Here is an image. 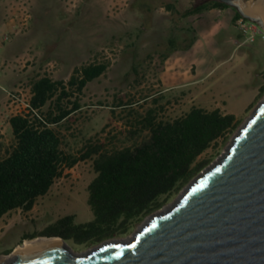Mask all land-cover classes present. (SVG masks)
I'll list each match as a JSON object with an SVG mask.
<instances>
[{"label":"rangeland","instance_id":"rangeland-1","mask_svg":"<svg viewBox=\"0 0 264 264\" xmlns=\"http://www.w3.org/2000/svg\"><path fill=\"white\" fill-rule=\"evenodd\" d=\"M161 1L40 0L37 7L27 0V12L33 17L22 32H10L5 45L15 51L3 62L14 66L20 65L14 63L19 58L26 61L21 63L22 74L12 83L6 84L0 76V98L5 96L4 88H14L19 82L30 84L40 74L66 81L76 66L106 62L105 72L89 81L80 95L81 107L57 126L63 147L75 155L89 144L104 143V149L113 150L145 141L149 131L140 122L150 113L156 120H169L192 106L219 108L234 113L239 127L264 97L260 89L264 87V29L245 17L232 20L231 7L210 8L176 20L173 26ZM201 1L176 0L175 4L183 10ZM246 2L251 6L259 0ZM143 3L149 7L148 13H144ZM47 9L52 12H41ZM53 12L58 14L56 18ZM184 26L197 36L195 46L202 49V56L178 50L164 58L167 37L172 31L182 33L180 27ZM5 33L7 28L0 25V34ZM33 38L40 44L32 43ZM40 46L45 49L39 50ZM195 69L208 75L205 82H191ZM175 73L181 74V82L173 81ZM0 137L7 138L8 143L0 141L7 146L12 139L9 128L0 132ZM230 137L219 138L198 159L215 160ZM94 176L92 158L80 159L62 169L32 209H14L1 217L0 256L12 254L27 240H23L25 235L42 230L63 215L74 214L75 223L91 220L87 186ZM178 194H172L161 208ZM143 220L129 233L116 237H129ZM66 242L80 252L95 245L78 244L72 238Z\"/></svg>","mask_w":264,"mask_h":264},{"label":"trees","instance_id":"trees-1","mask_svg":"<svg viewBox=\"0 0 264 264\" xmlns=\"http://www.w3.org/2000/svg\"><path fill=\"white\" fill-rule=\"evenodd\" d=\"M176 0L161 1L173 26L176 20L200 14L210 8L230 7L220 0H202L183 10ZM144 13L149 7L145 3ZM244 18L235 12L232 20ZM247 19V18H244ZM182 33L171 34L162 55L187 50L197 36L189 26ZM106 62L76 66L68 80L53 79L48 74L33 78L31 105L35 110L10 117L12 139L0 143V218L14 209H32L38 197L45 195L64 167L80 159L92 158L95 176L87 186V201L93 218L75 223L74 214H66L42 230L25 235L23 240L39 235L72 238L78 244H96L107 238L127 234L134 224L161 208L212 159L198 157L219 138L227 140L238 128L234 113L219 108L192 106L186 113L169 120H156L151 113L140 123L149 137L133 146L104 149V143L89 144L80 155L63 147L57 126L81 107L79 97L89 81L102 75ZM263 91L264 87H260ZM46 106V109L44 107Z\"/></svg>","mask_w":264,"mask_h":264},{"label":"water","instance_id":"water-1","mask_svg":"<svg viewBox=\"0 0 264 264\" xmlns=\"http://www.w3.org/2000/svg\"><path fill=\"white\" fill-rule=\"evenodd\" d=\"M221 1L264 29L260 12L245 0ZM46 237L61 240L17 251L0 264H264V97L220 155L129 237L81 252L61 236Z\"/></svg>","mask_w":264,"mask_h":264},{"label":"crops","instance_id":"crops-1","mask_svg":"<svg viewBox=\"0 0 264 264\" xmlns=\"http://www.w3.org/2000/svg\"><path fill=\"white\" fill-rule=\"evenodd\" d=\"M15 2H17V0H0V25H4L7 28L8 33H10V32L12 33L15 24L20 23V21L22 19L21 13L16 9H12V5ZM39 2H40V0H30V3H34V5L37 7H39V4H40ZM41 12L46 14V13H50L52 11H49L47 9V10L41 11ZM53 13H54L55 18H56V16L58 14L56 12H53ZM32 15L33 14L29 15L30 20H31V17H33ZM3 36L4 35L0 34V51H2V54L0 56V76L6 84H10L14 81V78L16 76L22 74L19 72L24 67V65L20 64V65H14V66H6L3 64V60H4L5 56L7 54H9L10 52L15 51V49L13 47H7L5 45L7 40H4ZM196 42L197 41H195L191 45V47L185 51H194V53L191 54L194 57L202 56L200 54V51H202V49H199V47L196 48V46H195ZM19 43L21 45V40L19 41ZM32 43H35L37 45L40 44V42L35 38L32 39ZM44 49H45V47L44 48L42 46L39 47V50H44ZM192 62L196 63L195 60ZM29 69H30V67L27 68V71ZM195 71L196 72L194 74H191V76H190L191 82H205L208 75L201 74L200 70L198 71L195 69ZM173 79H174L173 81H175V82H181L182 81L181 74L175 73L173 75ZM4 99H5V96L1 97L0 103H2L4 101ZM9 119H10V116H9L8 111L5 110L3 107H1V104H0V132L9 128L10 132L12 133ZM0 141H3V142L5 141L4 143H8L7 138H4V137H0Z\"/></svg>","mask_w":264,"mask_h":264},{"label":"built area","instance_id":"built-area-1","mask_svg":"<svg viewBox=\"0 0 264 264\" xmlns=\"http://www.w3.org/2000/svg\"><path fill=\"white\" fill-rule=\"evenodd\" d=\"M27 0H17L12 5V9H16L21 13L22 19L20 23L15 24L12 33L22 32L28 25L29 14L27 12ZM4 40H9L11 38L10 33H5L3 36ZM15 64H21L26 61V59H17ZM4 65L5 62H3ZM5 99L1 103V107L8 111L9 116L16 114H25L30 110H35L31 105V84H25L24 82H19L14 88H4Z\"/></svg>","mask_w":264,"mask_h":264},{"label":"bare ground","instance_id":"bare-ground-1","mask_svg":"<svg viewBox=\"0 0 264 264\" xmlns=\"http://www.w3.org/2000/svg\"><path fill=\"white\" fill-rule=\"evenodd\" d=\"M249 10L251 12H260L261 17L264 21V7H262L260 3L252 4L251 6H249ZM60 240H61V238H59V237H46V236H38V237H35L32 239H27L22 244L17 246L13 250L12 254L0 256V260L1 261H8L11 258H13V256L15 255V252H17V251L31 250V249L36 248L38 246H41V245H44L47 243L57 242Z\"/></svg>","mask_w":264,"mask_h":264},{"label":"flooded vegetation","instance_id":"flooded-vegetation-1","mask_svg":"<svg viewBox=\"0 0 264 264\" xmlns=\"http://www.w3.org/2000/svg\"><path fill=\"white\" fill-rule=\"evenodd\" d=\"M221 1V0H220ZM245 1H250V0H245ZM233 10H234V14H235V12H238V10L236 9V7H234V6H231V5H229Z\"/></svg>","mask_w":264,"mask_h":264}]
</instances>
